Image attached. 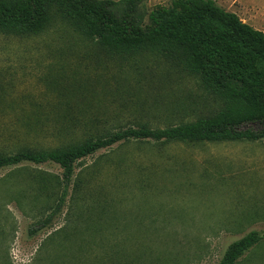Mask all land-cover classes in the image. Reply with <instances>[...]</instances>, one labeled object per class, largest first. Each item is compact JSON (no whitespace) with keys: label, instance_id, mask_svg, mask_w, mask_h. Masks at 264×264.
<instances>
[{"label":"rangeland","instance_id":"obj_1","mask_svg":"<svg viewBox=\"0 0 264 264\" xmlns=\"http://www.w3.org/2000/svg\"><path fill=\"white\" fill-rule=\"evenodd\" d=\"M215 1L264 30V0ZM169 2L143 0L134 20L148 23L147 13ZM215 107L194 77L162 57L112 55L54 17L39 34L0 33V152L179 124ZM242 127L264 130V120ZM64 186L51 161L0 169V264H63L80 249L101 254L100 239L115 261L218 264L230 243L264 233V138L120 141L75 163L53 214ZM236 264H264V238Z\"/></svg>","mask_w":264,"mask_h":264},{"label":"trees","instance_id":"obj_2","mask_svg":"<svg viewBox=\"0 0 264 264\" xmlns=\"http://www.w3.org/2000/svg\"><path fill=\"white\" fill-rule=\"evenodd\" d=\"M142 1H0V33L39 34L54 17L112 55L132 57L138 53H152L162 57L194 77L203 91L217 102L210 113L179 124L151 127L141 123L67 146H23L13 152H0V169L24 162L48 161L62 168L65 186L57 197L53 214L65 202V188L75 163L120 141L220 142L264 138V130L242 127L264 120V31L242 21L215 0H170L169 4L147 13L148 23L142 20L143 16L135 21ZM68 113L69 118L74 117ZM46 221L30 232L42 228ZM263 238L264 233L249 231L227 246L218 264H236L244 252ZM95 245L101 248V254L90 256L80 249L64 255L63 264H142L139 258L115 261L103 239Z\"/></svg>","mask_w":264,"mask_h":264},{"label":"crops","instance_id":"obj_3","mask_svg":"<svg viewBox=\"0 0 264 264\" xmlns=\"http://www.w3.org/2000/svg\"><path fill=\"white\" fill-rule=\"evenodd\" d=\"M243 21V20H242ZM245 22V21H244ZM248 23V22H247ZM255 28V27H254ZM258 29V28H257ZM260 30H262V29H260ZM262 31H264V30H262Z\"/></svg>","mask_w":264,"mask_h":264}]
</instances>
